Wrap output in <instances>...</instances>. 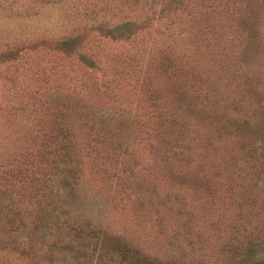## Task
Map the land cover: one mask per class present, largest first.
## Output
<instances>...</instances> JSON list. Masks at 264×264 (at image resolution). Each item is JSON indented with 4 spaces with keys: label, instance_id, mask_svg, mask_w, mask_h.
<instances>
[{
    "label": "rangeland",
    "instance_id": "rangeland-1",
    "mask_svg": "<svg viewBox=\"0 0 264 264\" xmlns=\"http://www.w3.org/2000/svg\"><path fill=\"white\" fill-rule=\"evenodd\" d=\"M167 2L0 0V264H263L264 0Z\"/></svg>",
    "mask_w": 264,
    "mask_h": 264
},
{
    "label": "trees",
    "instance_id": "trees-1",
    "mask_svg": "<svg viewBox=\"0 0 264 264\" xmlns=\"http://www.w3.org/2000/svg\"><path fill=\"white\" fill-rule=\"evenodd\" d=\"M173 3L175 5L174 0H168V2H167L168 10H173L175 8ZM138 32H139V30H137V25H135V23L133 21L122 22V23L117 24L113 27H109V29L107 30V34L109 36H111L113 39H119L122 36H128L129 37L131 35H137ZM58 43L60 45H63L64 47L70 48L72 51H77L79 48L78 45L81 46L79 35L62 36L58 39ZM78 53H79V56L81 57L83 62H85L91 66L95 65V60H93L91 57H89L88 55H86L82 52H78ZM114 238H115L114 240H115L116 244L117 243L120 244L119 241H121V240H118L120 238H117V237H114ZM118 246L119 245H117V247ZM262 246H263V244L261 241L252 245L250 248L252 254L255 255L256 254L255 252H259L261 250ZM127 252H129L130 258L135 259L136 263L141 264V263L147 262V259H145V257H142L140 254H138L136 252V250L129 248V250ZM135 256H137V257H135ZM258 256H259V258H256V262L264 264V255H258ZM152 263L154 264L155 262L154 261H148V264H152Z\"/></svg>",
    "mask_w": 264,
    "mask_h": 264
}]
</instances>
